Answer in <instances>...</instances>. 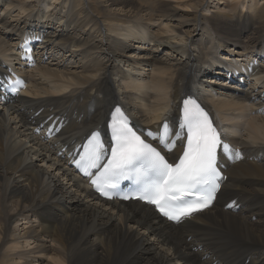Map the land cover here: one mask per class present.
Masks as SVG:
<instances>
[{
	"label": "bare ground",
	"instance_id": "bare-ground-1",
	"mask_svg": "<svg viewBox=\"0 0 264 264\" xmlns=\"http://www.w3.org/2000/svg\"><path fill=\"white\" fill-rule=\"evenodd\" d=\"M168 1L0 0V87L13 72L29 82L16 98L0 88V264H264V5L202 15L205 0ZM24 38L39 41L33 69ZM188 99L234 149L210 209L171 224L100 201L68 166L120 112L147 139L164 121L178 132ZM56 119L46 141L36 131Z\"/></svg>",
	"mask_w": 264,
	"mask_h": 264
},
{
	"label": "snow or ice",
	"instance_id": "snow-or-ice-1",
	"mask_svg": "<svg viewBox=\"0 0 264 264\" xmlns=\"http://www.w3.org/2000/svg\"><path fill=\"white\" fill-rule=\"evenodd\" d=\"M116 111L120 112L119 109ZM181 128L187 130V143L178 163H169L161 151L137 135L128 127L127 120L122 118L113 125L115 143L111 158L92 183L102 195L108 196L106 188L115 187L120 178L135 174L145 185L144 195L140 199L154 204L170 220L179 221L194 211L208 207L220 187L218 181L222 179L216 165L217 150L222 148L228 152L229 145L221 140L208 113L194 100L184 101ZM176 135L179 137L180 134ZM170 136L165 123L162 134L153 138L171 150L174 142ZM102 155L103 145L93 134V141L85 148L78 166L84 169L86 175H91L88 169L100 167ZM188 197L196 198L190 200Z\"/></svg>",
	"mask_w": 264,
	"mask_h": 264
},
{
	"label": "rangeland",
	"instance_id": "rangeland-1",
	"mask_svg": "<svg viewBox=\"0 0 264 264\" xmlns=\"http://www.w3.org/2000/svg\"><path fill=\"white\" fill-rule=\"evenodd\" d=\"M165 1H168V0H165ZM170 2H171V4L172 5H178V4H180L181 3V1H178V0H169ZM168 1V2H169ZM226 0H222V1H219V0H205V2H206V4H207V8H208V10H207V8L205 7V9L204 10H202L200 13L202 14V15H210L212 12H209V11H214V10H216L217 11V9L219 8V7H222V8H224L225 6H223V5H221V4H223V3H226L225 2ZM228 1V0H227ZM223 2V3H222ZM233 2V1H232ZM241 2V3H240ZM235 3L236 4H243L244 6H245V8H240V11H244V13H246V12H250V11H253L256 7H261L262 5H264V0H236L235 1ZM232 4V3H231ZM214 7H217V9L216 8H214ZM1 8H2V6H1ZM114 9V8H113ZM119 8H117L116 10H118ZM180 9L181 10H183V11H186V10H188L189 11V9H184V6H181L180 7ZM207 10V11H206ZM213 47H215L214 46V44H213ZM209 48H212V46L210 45L209 46ZM214 50H216V48L214 49ZM219 50H221V52L219 53V56L221 57V58H225V57H227L228 55V53H227V50L228 49H226V48H223V49H221V48H219L218 49V52H219ZM205 79V78H204ZM226 78H223L222 79V81L223 80H225ZM220 83H223V82H220ZM209 84V83H208ZM242 140L244 141V142H246V143H248L247 141H246V139L244 138V137H242ZM21 223V222H20ZM40 264V263H39Z\"/></svg>",
	"mask_w": 264,
	"mask_h": 264
}]
</instances>
